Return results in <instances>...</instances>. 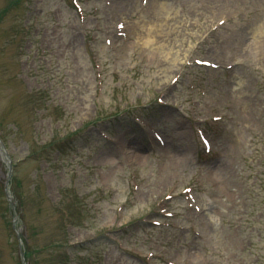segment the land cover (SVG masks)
<instances>
[{"label":"rangeland","instance_id":"1","mask_svg":"<svg viewBox=\"0 0 264 264\" xmlns=\"http://www.w3.org/2000/svg\"><path fill=\"white\" fill-rule=\"evenodd\" d=\"M151 1L141 10L139 0H81L82 26L68 0H0V264H21L19 246L25 264H66L45 248L81 243L71 264H264V1L187 0L183 10ZM120 19L124 40L114 35ZM190 57L234 65L213 72L186 66ZM160 93L166 107L155 104ZM134 117L164 139L165 154ZM213 117L221 154L202 163L194 123ZM82 129L59 155L60 139ZM173 186L171 227L143 223ZM184 187L203 212L186 210Z\"/></svg>","mask_w":264,"mask_h":264},{"label":"bare ground","instance_id":"2","mask_svg":"<svg viewBox=\"0 0 264 264\" xmlns=\"http://www.w3.org/2000/svg\"><path fill=\"white\" fill-rule=\"evenodd\" d=\"M208 1H218V0H208ZM233 1L234 2H233V6L232 7H236V6H238V2H241V1L249 2L248 4H250V5H253V4L256 5V4H259V3H263L264 0H233ZM159 7H160L161 10H164L162 4H160ZM161 12H163V11H161ZM257 31H259V29ZM257 31L255 32V35L253 36V38L261 36V33H258ZM149 42H150V39L146 40V44L149 43ZM183 159H185V157Z\"/></svg>","mask_w":264,"mask_h":264}]
</instances>
